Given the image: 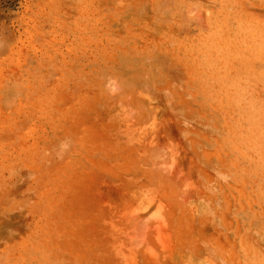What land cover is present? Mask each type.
<instances>
[{
  "label": "rangeland",
  "instance_id": "obj_1",
  "mask_svg": "<svg viewBox=\"0 0 264 264\" xmlns=\"http://www.w3.org/2000/svg\"><path fill=\"white\" fill-rule=\"evenodd\" d=\"M0 264H264V0H0Z\"/></svg>",
  "mask_w": 264,
  "mask_h": 264
}]
</instances>
